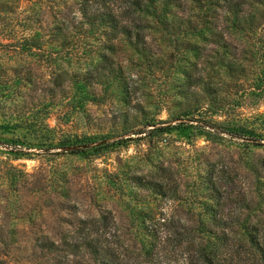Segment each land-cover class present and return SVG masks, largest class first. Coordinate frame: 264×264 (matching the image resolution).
Here are the masks:
<instances>
[{
    "label": "rangeland",
    "instance_id": "1",
    "mask_svg": "<svg viewBox=\"0 0 264 264\" xmlns=\"http://www.w3.org/2000/svg\"><path fill=\"white\" fill-rule=\"evenodd\" d=\"M243 1L231 13L224 0H147L154 12L126 36L90 33L79 0H10L6 16L37 31L47 51L0 45V264H48L57 252L38 242L61 245L80 220L103 214L130 255L144 216L198 229L218 204L264 218V0ZM4 21L0 8V44ZM100 61L120 77L94 85L100 102L73 107L71 81L54 87L53 76ZM63 137L105 147H50Z\"/></svg>",
    "mask_w": 264,
    "mask_h": 264
},
{
    "label": "trees",
    "instance_id": "2",
    "mask_svg": "<svg viewBox=\"0 0 264 264\" xmlns=\"http://www.w3.org/2000/svg\"><path fill=\"white\" fill-rule=\"evenodd\" d=\"M189 1L197 8L203 5L202 0ZM145 2L147 0H79V13L89 31L93 27L96 29L103 26L109 28L113 35L127 36L131 34L134 24L140 20L142 14L154 12L153 7ZM224 3L229 12L236 13L244 1L224 0ZM12 6L10 0L3 1L0 6L5 13L1 28L5 42L0 45L29 55L46 52L45 40L40 39L37 31L25 26L26 22L15 24L6 16L11 12ZM190 30L199 33L194 27ZM49 52L52 53V50ZM101 59L104 61L105 55H101ZM102 61L80 74L65 76V73L57 72L51 82L54 87H59L64 81H71L75 90V95L71 97L73 107H76L74 103L78 108H82L86 101L100 102L102 96L95 92L94 85L97 87L104 81H113L120 77L117 71H113V74L107 71L104 74L107 66L105 62L101 64ZM172 128L157 129L165 132ZM228 131L236 137L251 139L250 131L244 128L235 127ZM71 138H56L55 142H52L51 138L50 147L78 155L105 147L100 143L92 145L88 140L80 142ZM12 142L13 145L18 144ZM22 144L23 142H20L18 146ZM138 183L145 187L157 186L149 181L138 180ZM241 205L248 208L249 204L243 202ZM209 207L211 226L199 222L201 226L198 229H187L178 221H160L144 216L139 222V232L142 236L140 247L130 250L131 255L119 250L115 228L109 217L104 214L80 220L70 234H65L61 245L45 238L38 242L36 247L41 253L57 252L48 264H264V218L252 220L248 215L242 216L240 212L224 213L218 204Z\"/></svg>",
    "mask_w": 264,
    "mask_h": 264
}]
</instances>
